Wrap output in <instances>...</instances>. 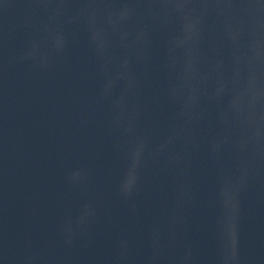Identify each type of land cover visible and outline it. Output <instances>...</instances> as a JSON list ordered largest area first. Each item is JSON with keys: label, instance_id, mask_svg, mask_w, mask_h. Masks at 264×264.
<instances>
[{"label": "water", "instance_id": "95a60500", "mask_svg": "<svg viewBox=\"0 0 264 264\" xmlns=\"http://www.w3.org/2000/svg\"><path fill=\"white\" fill-rule=\"evenodd\" d=\"M0 264H264V0H161L0 183Z\"/></svg>", "mask_w": 264, "mask_h": 264}]
</instances>
